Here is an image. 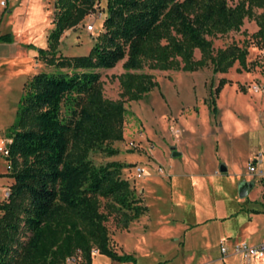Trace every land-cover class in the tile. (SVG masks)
Segmentation results:
<instances>
[{
  "label": "trees",
  "instance_id": "obj_1",
  "mask_svg": "<svg viewBox=\"0 0 264 264\" xmlns=\"http://www.w3.org/2000/svg\"><path fill=\"white\" fill-rule=\"evenodd\" d=\"M98 0H54L52 27L46 48L36 51L51 72H37L22 86L13 123L7 130L4 157L11 179L0 200V264H65L80 253L90 264L95 249L112 261H133L109 244L105 222L116 217L126 228L146 207L134 197L125 166L107 162L94 166L92 149L113 155L107 143L122 139L123 103L136 101L157 84L147 70L193 71L209 66L225 73L260 67L246 62V50L229 44L213 48L212 39L237 31L244 18L257 26L252 37L264 50V0H105L101 31L86 54L56 55L61 34L75 27ZM0 42H12L10 33ZM197 51L199 56L194 58ZM121 62L116 99L103 97L98 69ZM229 80L220 77L208 93L207 107L215 115V95ZM264 183V178L260 179ZM99 198L105 199L99 211Z\"/></svg>",
  "mask_w": 264,
  "mask_h": 264
},
{
  "label": "rangeland",
  "instance_id": "obj_2",
  "mask_svg": "<svg viewBox=\"0 0 264 264\" xmlns=\"http://www.w3.org/2000/svg\"><path fill=\"white\" fill-rule=\"evenodd\" d=\"M53 2L10 0L5 8L0 6V34L9 32L13 39L10 44L0 42V147L8 141L7 130L15 119L23 84L37 72L53 71L32 48L24 46L31 43L46 48V36L52 27ZM104 4L105 0H98L81 22L61 34L56 55L87 53L101 31ZM253 13H264V9L254 8ZM86 24H92V30L87 31ZM256 29L252 18H244L237 31H228L212 39V47L223 48L233 43L246 50V62L260 60L264 50L252 37ZM193 56L198 58V52L194 51ZM121 62L97 70L105 98H117L119 90L115 76L122 72ZM143 71L150 73L157 85L140 99L123 103L122 139L106 144L116 153L107 155L97 149L88 153L94 166L112 161L125 165L120 177L127 180L139 203L147 206L146 211L126 228H119L116 217L108 215L105 226L111 248L119 254H131L134 260L127 264L254 263L231 254L232 237H223L219 243L227 220L207 221L191 227L197 218L196 206L201 209L200 217L214 213L216 200L242 208L244 204L236 200V184L243 178L230 177L227 174L232 172L228 170L227 174H220L219 189H216L211 178L199 174L196 176L204 183L196 192L188 187L187 179L179 178L184 201L177 204L168 182L167 168L173 166L175 172H204L216 156L217 162H226L232 157L241 172H247L245 164L241 166L245 152L263 151L264 148V74L261 68L242 71L234 63L225 73L214 74L209 66L193 71L145 68ZM220 77L228 79L229 83L215 95L217 112L211 115L207 107L208 93ZM172 127L179 129L178 136L169 132ZM170 147L183 154L169 157ZM213 151H217L216 155H212ZM5 165L6 160L0 153V172H6ZM5 177V173L0 175V200L7 188ZM254 182L253 189L258 185ZM258 182L256 195L262 203L264 183ZM98 200L99 211H104L105 199ZM220 245H227L224 254L219 250ZM78 257L77 264H85L80 253ZM91 258V264H116L98 253L91 254Z\"/></svg>",
  "mask_w": 264,
  "mask_h": 264
},
{
  "label": "crops",
  "instance_id": "obj_3",
  "mask_svg": "<svg viewBox=\"0 0 264 264\" xmlns=\"http://www.w3.org/2000/svg\"><path fill=\"white\" fill-rule=\"evenodd\" d=\"M9 1L10 0H7L4 6H1V5L0 6L2 8H5ZM12 12H13V10H12ZM9 13H11V12H9ZM12 42H13V39H12ZM12 42H10V43H12ZM2 43L10 44L7 42H2ZM28 49H30V48H28ZM31 50L35 51L34 49H31ZM179 133L180 132L178 129V133L176 135H173V134L172 135L174 137H176L179 135ZM178 152H179L178 156L183 154L182 151H178ZM216 152L217 151H213L212 155H216ZM169 153H170V151H169ZM257 154H261L262 159L264 160V148H263V151H246L244 154V158H243V161L241 163V166L245 164L244 166L246 168L247 162L250 161L251 159H253V157L256 156ZM159 157H161V156H159ZM169 157H171V156L169 155ZM163 161H165V159H163ZM235 163L236 162H235V160H233L232 157L227 158L226 162H224V161L217 162L216 156H215V158H212V160H210L209 166L204 172L203 171L183 172L184 170L182 172H175L172 169L173 166L169 167L167 165L168 166L167 174L170 176V178L168 176H166V177H168V180H169L168 182H169V185L171 186V192L173 193V199L177 204L183 203V201H184L183 192L180 191L181 181H178L179 178L187 179L188 187L190 189L193 188L195 190V192L198 190V188L203 187V183H204V180L202 181V179H200L196 176L199 174L200 175L204 174V175L208 176L209 178H211V180H212L211 182L215 185L216 189H219L218 183H220V181L218 180V178L220 177V174H227L228 170H231V172H232L231 174H227L230 177H232L234 175L236 178H240V177L243 178V179L239 180V182L247 181V182L252 183L251 187L248 189L247 194L244 198H238L237 190H236V196H237L236 200L239 201L241 204H244V206L242 208H240V207L237 208L234 205L230 206V205H227L226 203H223L221 201L216 200L215 205L213 206L214 207V209H213L214 213H212L210 216H207V217L206 216L200 217L201 209L199 208V206H196L195 215L197 218H195L193 220L191 227L199 225V224H203L207 221L227 220L226 223H224V225H223L224 227H223V230L221 231L222 233H221V237H220L221 240L220 241L223 240V237H225V238L232 237L233 238L234 241L230 244L231 245L230 246L231 247V254H234L232 251V247L235 244L246 243L247 245H255V244H259V243H264V202L260 203L257 199L258 195H256L258 188H259V182L258 181H261V180H257L256 178L253 177V175H250L247 172L242 173L241 169L238 168L239 166H237ZM221 164L225 166L224 172H218V166ZM6 172H4V171L0 172V175L4 174V173L6 174ZM5 181H6L5 185H6V187H8L7 185H9L11 183V179L8 177H5ZM254 181H256L258 183V185L255 189H253V186L255 184ZM239 182H237L236 185H238ZM233 189H234V187H233ZM252 189H253V191L251 192ZM233 196H235L234 193H233ZM4 197L5 196H4V192H3V198ZM231 218H233V219H231ZM202 219H204V220L201 222ZM215 224H217V223H215ZM159 225H160V223H159ZM182 227L186 228V225H183ZM202 229L205 230L204 228H202ZM226 251H227V245H226ZM116 253H118V252H116ZM94 254H97V252H95ZM252 261H255V262L254 263L251 262V264H261V262L264 261V257L260 258V259H255ZM113 262H115L116 264H125V263L127 264L131 261H127V262L113 261ZM91 263H92V258H91ZM111 263H112V260H111ZM202 264H206V262H204Z\"/></svg>",
  "mask_w": 264,
  "mask_h": 264
},
{
  "label": "built area",
  "instance_id": "obj_4",
  "mask_svg": "<svg viewBox=\"0 0 264 264\" xmlns=\"http://www.w3.org/2000/svg\"><path fill=\"white\" fill-rule=\"evenodd\" d=\"M7 0H0V5L4 6ZM85 29L87 31L92 30V24H86ZM174 128V127H172ZM169 129L171 134L176 135L178 133V128L174 129ZM9 142V139L6 143ZM6 143H4L0 147V153L3 157L7 155V150L5 148ZM6 171L10 169L8 161H6L5 165ZM246 171L250 175H256L259 178H264V160L262 159L261 154H257L256 156L253 157L250 161L247 162L246 164ZM8 193L7 188L4 191V196H6ZM222 241L219 243L221 244ZM219 250L222 254L226 252V247L223 245H220ZM233 253L237 254L241 259L244 261H250L253 259H260L264 257V243H259L255 245H247L245 243H239L235 244L232 247ZM96 252L95 249L91 250V254H94ZM78 252L65 257L64 263L65 264H77L78 263Z\"/></svg>",
  "mask_w": 264,
  "mask_h": 264
},
{
  "label": "water",
  "instance_id": "obj_5",
  "mask_svg": "<svg viewBox=\"0 0 264 264\" xmlns=\"http://www.w3.org/2000/svg\"><path fill=\"white\" fill-rule=\"evenodd\" d=\"M179 152L174 149V147H170V156L175 157L178 156ZM225 166L219 165L218 166V172H224ZM252 183L247 181H241L237 185V196L238 198H244L247 194L248 189L251 187Z\"/></svg>",
  "mask_w": 264,
  "mask_h": 264
}]
</instances>
